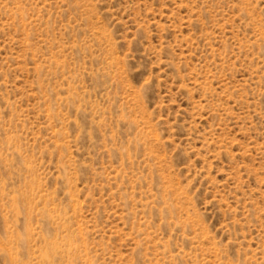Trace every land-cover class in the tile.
I'll return each mask as SVG.
<instances>
[{
  "label": "rangeland",
  "instance_id": "1",
  "mask_svg": "<svg viewBox=\"0 0 264 264\" xmlns=\"http://www.w3.org/2000/svg\"><path fill=\"white\" fill-rule=\"evenodd\" d=\"M0 264H264V0H0Z\"/></svg>",
  "mask_w": 264,
  "mask_h": 264
}]
</instances>
